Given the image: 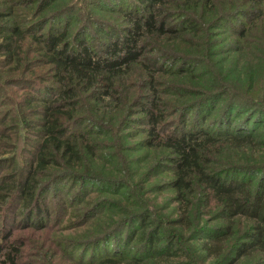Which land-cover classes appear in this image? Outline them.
<instances>
[{
    "label": "trees",
    "instance_id": "trees-1",
    "mask_svg": "<svg viewBox=\"0 0 264 264\" xmlns=\"http://www.w3.org/2000/svg\"><path fill=\"white\" fill-rule=\"evenodd\" d=\"M51 1L57 0H41L39 9L50 7ZM133 6L130 25L123 35L116 34L102 44L103 55L81 35L70 40L67 27L26 37L18 25L4 38L5 52L11 58L26 43L38 46L35 53L46 58L47 72L52 71L47 81L54 86V96L36 114L41 117L36 132L41 141L35 162L28 165L35 175L16 181V198L2 197V189L11 187L0 185L3 222L8 223L10 208L19 201L22 212H12L16 222L21 219L25 228H50L52 214L44 206L45 196L38 195L41 182L35 180L41 174L51 172L50 179L64 177L74 184L97 181L118 186L110 182L114 178L94 169L98 168L94 161L104 158L98 153L108 149L107 158L113 165L115 148L99 146L100 141L108 142L102 137L93 140V130L74 131L70 124L78 119L74 118L78 109L89 105L95 116L83 119L101 132L106 130L113 139L109 131L118 115L109 114L105 104L123 107L134 103L140 108L148 140L140 147L173 157L172 178L163 191L171 192V198L162 210L158 194L139 195V207L145 212L120 218L85 243L84 248L93 253L87 264H241L252 256L255 261L246 264H264V0H133ZM232 7H237L233 13L216 14L218 9ZM173 9L181 21L175 27L168 24ZM46 22L47 18L42 19L35 28ZM213 32L227 36L234 45L224 56L202 49L201 40ZM88 33L94 39L95 34ZM169 37V43L176 44L175 53L162 48L155 51L165 58L178 55L183 69L172 71L165 80L167 71L158 70L147 53L153 39L166 41ZM250 43L256 47L247 48ZM201 64L210 69L208 74H195L193 65ZM121 89L135 96L128 97ZM23 117L24 127L31 131L35 123L27 122L25 113ZM144 178L149 181L148 174ZM122 183L133 188L131 183ZM2 198L8 200L7 209H2ZM167 209L170 211L165 213ZM198 215L202 220L196 219ZM131 216L139 218L140 227H134ZM127 223L131 226L124 232ZM2 233L0 264H22L28 245L18 244L11 232ZM133 240L138 247L133 246L129 254L127 246ZM193 240L199 247L191 252L187 241ZM77 257L83 261L85 252Z\"/></svg>",
    "mask_w": 264,
    "mask_h": 264
},
{
    "label": "rangeland",
    "instance_id": "rangeland-1",
    "mask_svg": "<svg viewBox=\"0 0 264 264\" xmlns=\"http://www.w3.org/2000/svg\"><path fill=\"white\" fill-rule=\"evenodd\" d=\"M40 1L0 0V185L11 187L10 190L2 189V197L6 196L8 200L10 195L16 198L13 191L16 181H24L28 175L31 177L35 175L28 169V165L35 162V158L38 156L37 148L41 141L36 134L37 131L39 132L37 122L41 120V117L36 114L38 112L42 113L46 103L53 99L54 91L52 87L54 86L47 81L52 71L47 72L46 58L35 53L38 47L35 43H26L23 45L22 50H16L12 47L17 54L11 58L5 52L7 47L4 38L13 27L18 25L24 30L26 37L34 36L40 31L47 33L50 28L61 31L67 27L70 40L73 41L77 35H81L92 41L98 47L100 55H103L104 50H100L102 44L109 42L110 38H113L116 34H124L125 31L123 32V30L130 25L128 16L131 10H135L133 0H57L55 2L51 1L50 3L53 2V4L50 7H42L43 10L39 9L42 4H40ZM239 9H244V6ZM219 10H216V14L233 13L237 10V7ZM63 14H67L66 19H62ZM44 18H47L48 22L36 29L35 26L39 25V22ZM168 20V24L174 27L181 22L175 9H173V13L168 17ZM242 20H246L244 16ZM109 30H111V33H108ZM88 31L95 34L94 39ZM223 31L224 29L220 30V32ZM170 38L166 41H160L158 38L153 39L150 42L149 53H147L148 56L154 58V61L153 59L152 61L155 64L157 63L155 67L158 70L167 71L168 75L164 77L165 80L170 78L172 71L183 69V65L177 60L178 55H169L165 58L161 55V51H155L162 48L171 54L175 53L176 44L169 43ZM201 44L205 47H202L204 51L207 50L209 53L214 51L216 54L222 53L221 56H224L225 53L223 52L230 50V47H234L233 44H229L227 36L214 32L202 39ZM255 47V44L250 43V47L247 48ZM193 68L195 74H208L210 72V69L202 64L201 66L193 65ZM121 90L128 93V97L135 96V94L124 89ZM123 96L126 97V94H123ZM105 105H109V114L112 116L118 115V120L109 131L113 139L108 136L106 130L101 132L102 129L83 119L86 116H95L92 107L89 105L81 111L78 109L74 115V118L78 117V119L70 125L73 126L74 131L93 130V133L91 132L94 134L91 135L93 140H100V137H102L103 140L108 142L105 145L100 141L99 146L105 148L112 146L115 148L113 165L110 159L107 158L110 154L108 149L98 153L99 156L103 155L104 158L103 160L94 161L98 167L94 169L104 177L114 178L110 182H116L118 186L114 184L100 185L97 181H81V183L74 184L64 177L60 181H55L49 178L51 172L48 173V176L46 174L38 176L35 180L41 182L40 188L42 189L41 193L38 192V195L45 196L44 206L52 214L48 222L50 228L44 230L25 228L19 222L21 219L16 222L13 213L20 215L22 212L19 201H16V205L14 204L10 208L11 212L9 213L12 216L8 219V223H4L3 214L0 215V235L6 230L7 233L11 232V238L16 240L18 244L25 243L28 245V248L25 249L22 264H87L91 262L88 261V258L93 253L84 248L85 243L92 242L93 239L100 236L106 228L112 226L120 218L145 212L139 207L141 204L139 195L158 194L157 203L159 208L163 210L168 207L167 198H171L172 193L166 194L163 191L165 184H168L172 178L170 170L173 157L140 147V144L148 140L145 133H143L145 127L142 125L140 108L134 107V103L131 105L128 103V106L123 107H117L115 103ZM29 107H31V111ZM134 112L138 114L136 117L133 116ZM24 113L27 122L31 120L35 123V127L31 131L26 130L24 127ZM138 120H141L140 123ZM171 120L173 119L168 122H171ZM97 130L99 134L95 135L98 133ZM161 157L163 159L157 163ZM90 165L93 166V162ZM147 174L149 181L145 182L144 177ZM122 182L131 183L133 188H127ZM8 200L3 201L2 198V209L5 207L7 209L6 202ZM94 209H96L94 212L96 214L88 213V211ZM127 210L132 212L124 213ZM199 210L201 215V209ZM169 211L170 209H167L165 213ZM131 217V220H134L132 222L134 227H140L142 222L136 220L139 218L136 216ZM196 219L202 220L199 215ZM216 224L212 223L211 226ZM128 226L131 225L127 223L124 232ZM135 235L137 238L139 234L135 233ZM189 235L191 233L188 234L187 238H189ZM204 238V236H199L200 240ZM66 244L68 246L64 247ZM137 244V241L133 240L128 245L129 247L127 246L129 254H132L131 249ZM198 245L199 243L196 240L187 241L188 248L192 249L191 252L193 250L198 251ZM76 247L75 252L70 251V249ZM82 251L85 252L86 259L84 260L86 261H81L77 257ZM96 256L98 257V255H95V260ZM254 258L255 256L246 258L241 264L255 261Z\"/></svg>",
    "mask_w": 264,
    "mask_h": 264
}]
</instances>
